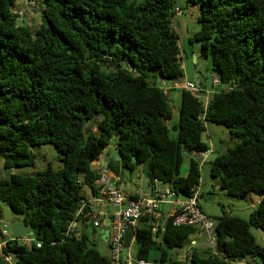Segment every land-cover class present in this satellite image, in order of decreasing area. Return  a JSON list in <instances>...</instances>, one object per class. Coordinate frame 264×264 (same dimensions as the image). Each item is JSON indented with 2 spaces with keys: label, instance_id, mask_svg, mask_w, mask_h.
Masks as SVG:
<instances>
[{
  "label": "trees",
  "instance_id": "trees-1",
  "mask_svg": "<svg viewBox=\"0 0 264 264\" xmlns=\"http://www.w3.org/2000/svg\"><path fill=\"white\" fill-rule=\"evenodd\" d=\"M41 22L32 30L17 19L16 0H0V154L5 169L32 167L30 146L52 145L61 166L0 177V202L29 225L32 241H8L14 264H111L92 235L71 222L84 196L95 193L94 161L116 138L124 170L143 166L149 186L167 183L189 196L199 186V154L206 123L225 127L234 145L209 162L217 191L259 200L247 219L222 210L215 217L216 246L225 258L264 264V246L250 229L264 232V0H185L197 7L200 25L190 39L210 56V70L231 88H219L206 106L198 94L180 90L173 113L160 81L180 80L178 36L171 26L176 0H35ZM176 137L169 135L168 122ZM203 116V120L200 118ZM89 129V131H88ZM192 155L183 157L184 152ZM185 175L180 174L184 161ZM168 216L159 241L151 217L135 228L137 258L154 264H237L191 245L193 227L174 226ZM36 243L40 246L37 247ZM188 250L184 259L178 257ZM151 254L153 256L151 257ZM0 264L6 262L0 258Z\"/></svg>",
  "mask_w": 264,
  "mask_h": 264
},
{
  "label": "rangeland",
  "instance_id": "rangeland-1",
  "mask_svg": "<svg viewBox=\"0 0 264 264\" xmlns=\"http://www.w3.org/2000/svg\"><path fill=\"white\" fill-rule=\"evenodd\" d=\"M26 1L27 0H16L12 9L17 11L25 4ZM175 5L182 10L181 15H179V19L183 20V26L179 29H176L180 50V64L183 71V76L181 79L202 83L205 85L206 91H208L210 94V92H212L211 82L214 75L210 70V56L204 57L197 54V60H194V56L196 53H198L200 46L199 43L190 40L194 33L200 28V25L196 19L198 11L197 7L194 5L186 6L185 0H176ZM40 7L39 3L36 2V6L32 12L26 14L23 17L21 23L28 25L32 30L36 29L41 22ZM218 90L219 87H216L213 92H217ZM198 95L201 97L203 102H205L206 98L209 97L208 93L206 92H201ZM170 104L173 107V113H175L180 104L179 93H175L173 95ZM176 121L177 117L174 115L173 118L168 122L169 127ZM169 135L172 138L176 137V131L171 129V127L169 128ZM202 141L209 147V149H214L219 152L225 151L228 147H232L234 145V140L231 139L229 131L225 127L215 123H206L205 131L202 133ZM29 151L35 156L34 170L36 171L44 170L47 165H50L52 168H58L61 166V162L58 159V153L56 149L50 144L30 146ZM187 167L188 162L186 160L180 168L181 174L187 170ZM32 170L33 169L30 167L5 169L3 167V155L0 154V177H8L13 173H30ZM200 178V186L203 192V195L201 196V203L202 206L207 204V207L205 206V211L212 219L222 214V208L225 209L228 214L237 215L241 218L247 219L250 211L252 210L251 204L256 200V195L249 193L244 197H234L224 191H217L215 185L219 184V180L217 178L214 179L210 177L208 162L200 164ZM130 179L131 178L128 171H124L122 182H120L122 189H128L131 181ZM166 185L167 183L161 182L160 186L165 187ZM80 192L82 195L88 196L90 195L91 190L89 186L82 184L80 185ZM18 219L19 217L11 212L9 206L3 202H0V228L3 224L6 223L11 225L12 222L18 221ZM89 221L90 219L84 222V232L92 235L94 232H96V230L88 227ZM250 231L257 243L264 246V232L256 228H251ZM2 239L4 238L0 235V240ZM187 240L190 243L191 240H195L196 242L194 245H198L200 248H206V245L204 244V238L199 236L197 232L190 234L187 237ZM95 245L101 254L107 258H110L111 252L106 243H101V241L98 239ZM136 252L137 246L135 241L132 240L128 248L124 250L122 254H131L135 259L137 258ZM152 256L153 254H151V257ZM178 257H181V251L178 252Z\"/></svg>",
  "mask_w": 264,
  "mask_h": 264
},
{
  "label": "built area",
  "instance_id": "built-area-1",
  "mask_svg": "<svg viewBox=\"0 0 264 264\" xmlns=\"http://www.w3.org/2000/svg\"><path fill=\"white\" fill-rule=\"evenodd\" d=\"M36 6L35 0H27L25 4L14 11L17 14V19L21 20L26 14L32 12ZM171 26L173 27V19L176 16L181 15L182 10L175 6L171 12ZM182 68V67H181ZM161 88L166 95L169 94L171 89L184 90L193 94H200L201 92H207L204 90L202 83L192 82L187 79H180L174 81L172 84H166L163 80L159 82ZM212 92L216 87L231 88L230 85H225L220 81L217 75H213L211 82ZM206 101L204 102L206 106ZM203 120V116H200ZM203 153H201L202 155ZM100 157V156H99ZM98 157V158H99ZM96 162V161H94ZM98 162V159H97ZM98 178L95 180L97 185V196L91 199H81L78 204L76 214L83 212L85 207L91 208L93 200H108L114 205L118 206L111 217L109 218V224L103 219L100 214L91 212L90 218L94 227L102 226V228L108 229L107 243L111 252L110 261L111 264H154L150 260L143 258H133L131 254L123 255L124 246L123 239L126 228L129 224L132 225L134 235L132 240L135 239V228L142 215H149L151 217V233L154 241H159L158 228L163 231V225L158 223V209L161 203H172L173 209L169 216H173L172 224L174 226H188L193 227L199 236L204 238V244L209 250L212 256H216L224 261H230L237 264H255L254 258H240L235 260H229L225 258L224 254L220 252L216 246V234L214 230L213 219L203 212L200 208V191L199 186L195 185L190 190L189 196H183L181 193L176 192L171 187L166 189H154L153 194L150 196H141L139 198H132L131 194L122 189L121 184L116 182L113 173L104 166H99L97 170ZM154 182H157L154 180ZM167 219V218H166ZM165 219V220H166ZM71 222L70 226L73 227ZM0 235L4 238L0 240V258H2L6 264H14V257L12 254H5L3 248L6 247L8 241L16 240L20 244H28L32 241V238L28 234H24L19 237H15L11 234L10 225L3 224L0 228ZM131 240V241H132ZM196 241H193L191 245H194ZM130 244V243H129ZM39 247L40 244L36 243ZM129 246V245H128ZM128 248V247H127ZM188 250H181V259L187 256Z\"/></svg>",
  "mask_w": 264,
  "mask_h": 264
},
{
  "label": "crops",
  "instance_id": "crops-1",
  "mask_svg": "<svg viewBox=\"0 0 264 264\" xmlns=\"http://www.w3.org/2000/svg\"><path fill=\"white\" fill-rule=\"evenodd\" d=\"M15 11V10H13ZM183 26V20L179 19V16H176L174 17L173 19V27L176 29H179ZM198 54V53H197ZM197 60V58L195 59ZM204 87V90L206 91V87L205 85H203ZM175 93H179L180 95V90L178 89H171L169 91V94H168V97H169V101L171 102L172 98H173V95ZM206 93H208L209 97L214 93V92H209L207 91ZM208 97V98H209ZM207 98V100H208ZM114 141L116 142V138L114 139ZM224 142V141H223ZM116 146V145H115ZM114 146L112 145H109L103 152L102 154L100 155V157L98 158V162L96 160V162H93V164L95 166H97V168L99 166H103L104 164V161H103V158H104V153L107 151V150H110L112 149ZM219 151L217 150H214V149H209L208 151L204 152L202 155L199 154V158H200V164L201 163H206V162H209ZM208 153V154H207ZM188 169V167H187ZM124 171H128L129 175H130V185L128 187V189H126V191H128L130 194H131V197L136 199V198H139L141 196H150L153 194V191L154 189H166V188H169L170 185L167 184L165 187H162L160 186L161 185V182H154L153 186H149L148 183H147V180L145 178V175H144V172H143V166L141 167L140 164L136 165L135 169L133 171H130V170H123V173ZM187 172V170H185L182 174L180 172L181 175H185ZM115 179H116V182L118 184H121L120 182H122V179H123V174L121 177H116L114 176ZM200 181H201V178L199 180V191H200V201H199V204H200V208L203 212L206 213L205 211V206L207 207V204H204V206H202V203H201V196L203 195V192L201 190V186H200ZM95 186V193L91 190L90 192V195L88 196H84L83 199H91L92 197L94 196H97V185L94 184ZM215 188H218V184L215 185ZM259 202L258 199H256L255 201L252 202L251 204V207L252 209L257 205V203ZM90 212H95L97 214H100L103 219L105 220L106 218H110L112 213L118 209V206L117 205H114L113 203H111L110 201L108 200H93L92 204H91V208H90ZM172 209H173V204L172 203H169V202H166V203H161L160 206H159V209H158V223L160 225H163L164 222H165V219L171 214L172 212ZM222 210L224 212H227L225 209L222 208ZM207 214V213H206ZM208 215V214H207ZM91 220V218H90ZM73 228L76 230V231H84V227H85V223L82 222V221H79L78 223H73ZM89 227V226H88ZM89 228H92L93 230L95 229L96 232L95 233V236L93 234V240L95 243H97V240L99 239V241H101V243H106V245L108 246V243L107 241H105L103 238H102V233L100 232V230L102 229V226H98V227H89ZM195 241V240H191V243Z\"/></svg>",
  "mask_w": 264,
  "mask_h": 264
},
{
  "label": "water",
  "instance_id": "water-1",
  "mask_svg": "<svg viewBox=\"0 0 264 264\" xmlns=\"http://www.w3.org/2000/svg\"><path fill=\"white\" fill-rule=\"evenodd\" d=\"M196 55L197 53L195 54L194 56V60L196 59ZM89 131V129H88ZM110 145H113L114 148L110 149V150H107L105 153H104V158H103V161H104V164L103 166L105 168H108L114 176L116 177H121L122 174H123V170L124 168L121 166V163H120V158H121V155H120V151L118 150V148L115 146V141L112 140L110 142ZM192 151H186L184 152L183 154V157H185L186 155H189L191 156L192 155ZM33 170L31 171V176L33 177H37L38 176V171L34 170V165L31 167ZM105 221L107 222V224H109V218H106ZM88 226L89 227H92V220H90L88 222ZM10 231H11V234L14 235L15 237H19V236H22L24 234H28V235H33V231L31 230V227L29 225H22V224H19L18 221H14L11 223L10 225ZM100 232L102 233V238L107 241V237H108V229L107 228H102L100 230ZM133 235H134V230H133V227L131 224H129L126 228V231H125V234H124V239H123V246H124V250L127 249L129 243L131 242L132 238H133Z\"/></svg>",
  "mask_w": 264,
  "mask_h": 264
}]
</instances>
